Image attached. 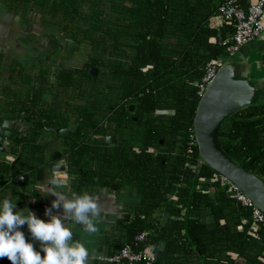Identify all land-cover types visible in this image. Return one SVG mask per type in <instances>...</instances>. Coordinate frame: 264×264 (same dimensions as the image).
<instances>
[{
  "label": "trees",
  "instance_id": "16d2710c",
  "mask_svg": "<svg viewBox=\"0 0 264 264\" xmlns=\"http://www.w3.org/2000/svg\"><path fill=\"white\" fill-rule=\"evenodd\" d=\"M3 1L16 16L57 32L75 52H88L80 65L41 62L42 80L34 84L23 65L0 55V115L25 123L8 148L15 166L0 157L6 181L0 201L37 199V181L18 180L47 167L45 123L58 129L78 123L66 137L53 133L55 150L76 175L71 190L94 195L116 184L118 194H129L123 207L130 219L106 229L100 253L113 256L128 245L156 257L88 264H262L264 226L252 229V209L200 161L197 144L190 145L199 84L210 63L228 59L236 31L220 18L227 0ZM107 135L116 142L107 143ZM220 138L235 161L264 179V103L230 117Z\"/></svg>",
  "mask_w": 264,
  "mask_h": 264
},
{
  "label": "water",
  "instance_id": "95a60500",
  "mask_svg": "<svg viewBox=\"0 0 264 264\" xmlns=\"http://www.w3.org/2000/svg\"><path fill=\"white\" fill-rule=\"evenodd\" d=\"M257 65L259 69H262L264 59L261 58ZM254 67L253 63L244 59L229 60L223 64L201 96L193 126L200 161L210 167L216 174L233 183L264 213V179L235 161L225 151L220 138L221 130L230 117L244 108L264 103V78L252 76ZM89 72L93 75L98 74V70L95 68H90ZM160 113L171 114L170 111ZM45 127L65 137L70 131L76 130L77 124L61 130L48 123H45ZM17 135L18 129L13 121L0 115V153L5 154L9 151L10 142ZM106 142L113 144L116 142V137L108 135ZM59 157L60 153H55L53 161H56ZM16 161L12 162V166H15ZM65 171L66 167L64 165L52 164L48 169V182L55 177L56 173ZM30 177L29 174L23 175L20 176L18 181L24 184L30 180ZM35 180L40 183L44 182L45 169L36 171ZM5 183L6 181L1 177L0 185ZM112 189H118V185H113ZM169 218L170 215L165 214L162 221V230L165 229ZM122 219L127 222L130 215L124 214ZM164 247L165 244L161 241L159 250L164 249Z\"/></svg>",
  "mask_w": 264,
  "mask_h": 264
},
{
  "label": "clouds",
  "instance_id": "9594fccd",
  "mask_svg": "<svg viewBox=\"0 0 264 264\" xmlns=\"http://www.w3.org/2000/svg\"><path fill=\"white\" fill-rule=\"evenodd\" d=\"M44 191L55 197L51 207L45 209L47 221L27 207L16 209L19 198L9 196L0 201V258L6 257L11 264H88L89 250L82 240L74 238L71 225H82L89 235L97 233L101 201L88 192L72 191L68 183L56 177L50 179ZM61 208V214H54L53 209ZM24 225L32 239L39 242L43 257L20 230Z\"/></svg>",
  "mask_w": 264,
  "mask_h": 264
},
{
  "label": "crops",
  "instance_id": "0c3cea01",
  "mask_svg": "<svg viewBox=\"0 0 264 264\" xmlns=\"http://www.w3.org/2000/svg\"><path fill=\"white\" fill-rule=\"evenodd\" d=\"M28 21L16 16L14 12L8 9L6 3L3 0H0V55L3 56L5 62L16 61L19 64L23 65L27 73V82L34 84L36 81L35 77H40L39 74L40 66L38 61L35 60L34 52L31 53L30 47L32 46L33 38L25 37L24 29ZM255 43L261 45L264 50V37L257 40ZM264 53V52H263ZM262 53V54H263ZM261 54V56H262ZM263 67V66H262ZM264 68V67H263ZM262 68V69H263ZM19 124L20 126H18ZM25 123H15L18 130H21L22 125ZM6 156L8 159L12 160L13 158L9 155V151L5 154L0 153V157ZM59 177V174L56 175V178ZM35 180V173L31 174L30 179ZM30 181V180H29ZM48 183V173L45 174L44 182H37L35 184L37 190V199H29L28 204L26 205H17L16 209H28L34 211L38 218L47 221L48 217L45 216V209L51 207L52 201L55 199L52 195H45V185ZM6 184V183H5ZM117 190L113 189H98L93 195L98 197L102 204V211L98 217L97 227L99 231L95 234L89 235L83 231L82 225H71L74 232V238L82 240L89 250L90 256L89 259H97L102 254L100 253L103 237L106 229L112 225L117 219L123 217L124 214V204L128 203L129 194L127 191L122 194H118ZM32 204V205H31ZM15 211V209H14ZM54 214H61L62 208L57 210L53 209ZM20 230L25 234L27 241L32 242L37 251L41 252L43 257L44 253L40 248V244L37 241L32 239V236L28 230L27 225H24ZM0 264H11L6 257L0 258Z\"/></svg>",
  "mask_w": 264,
  "mask_h": 264
},
{
  "label": "built area",
  "instance_id": "2783aa9c",
  "mask_svg": "<svg viewBox=\"0 0 264 264\" xmlns=\"http://www.w3.org/2000/svg\"><path fill=\"white\" fill-rule=\"evenodd\" d=\"M219 12L220 18L235 24L236 31L227 48L229 57L237 54L244 46L264 37V0H227L219 8ZM225 63V60H217L208 65L207 73L199 84L201 96L205 93L208 85L215 78L220 67ZM195 144H197L196 140L195 143L194 141L190 143L191 146H194ZM57 174H59L58 179L63 180L68 184L76 179V175L68 173L67 170ZM220 177L222 178L223 187L227 188L244 207L252 209V229L256 230L261 226H264V213L259 210L233 183L222 176ZM145 237L146 234H142L138 237V241L144 240ZM97 259L107 263H122L124 261L136 262L142 259H148L151 262H155L156 257L155 254L147 255L132 252L131 247L127 245L113 256L101 255ZM260 259L262 264H264V253Z\"/></svg>",
  "mask_w": 264,
  "mask_h": 264
},
{
  "label": "rangeland",
  "instance_id": "374dc122",
  "mask_svg": "<svg viewBox=\"0 0 264 264\" xmlns=\"http://www.w3.org/2000/svg\"><path fill=\"white\" fill-rule=\"evenodd\" d=\"M31 34L34 35V36L32 35L34 38L31 36ZM24 35L26 38L30 36L34 39L35 43L34 45L32 44L30 49H31V53L34 52L35 62L39 60L40 61L43 60V61H49L50 65L52 64H59L65 66L80 65L81 64L80 62H83L85 60V54L88 52L85 48H82V51L80 50L75 52L74 47L70 46L69 44L65 45L63 43L64 41L61 42L62 37H59L57 32H54L53 30L42 29L36 24L35 26L31 25V23L29 24V22L26 23L24 29ZM50 37L52 39H50ZM65 46L67 48V51L63 50V47ZM263 52L264 50L262 46L253 42L244 46L237 54L233 55L232 57H229L225 61L228 62L229 60H239V59L249 60V62L253 63L255 66L253 68L252 76L259 78L260 76H264V70L259 69L257 65V62L261 60L260 56ZM70 57L73 59H70ZM38 79L42 80V77H38V78L35 77L34 80L37 81ZM43 80H45V77L43 78ZM17 125L20 126L19 124Z\"/></svg>",
  "mask_w": 264,
  "mask_h": 264
},
{
  "label": "flooded vegetation",
  "instance_id": "af4514ba",
  "mask_svg": "<svg viewBox=\"0 0 264 264\" xmlns=\"http://www.w3.org/2000/svg\"><path fill=\"white\" fill-rule=\"evenodd\" d=\"M29 22V24L31 23V25H34L35 26V24L36 23H34L33 21H28ZM50 39H52L51 37H50ZM70 40V39H69ZM70 42H74L73 40H70ZM39 63V66H40V69H41V66H44L43 65V63H41V62H45V63H47V64H49L50 62L49 61H43V60H39L38 61ZM14 123V122H13ZM75 124H77V128H76V130H73V131H70L69 132V134L68 135H70L71 133H74V132H77L78 131V129H79V125H78V123H75ZM75 124H72L71 126H73V125H75ZM14 125H15V123H14ZM52 126V125H51ZM71 126H69V127H71ZM54 127V126H53ZM68 127V128H69ZM17 128V127H16ZM46 128V127H45ZM56 128V127H55ZM58 129V128H57ZM46 135H47V138H48V140H49V142H50V145H51V147L49 148V153H48V158H47V167L46 168H44L45 169V174L46 173H48V169H49V167L52 165V164H56V163H58V164H61V165H64L65 167H66V170L68 171V168H69V166L67 165V162L65 161V159L63 158V153L61 152V151H56L55 150V140H54V135H53V133H56V132H53V131H50V130H48L47 128H46ZM59 130H61V129H59ZM20 130H18V132H19ZM58 133V132H57ZM59 134V133H58ZM60 135V134H59ZM67 135V136H68ZM108 136V135H107ZM66 137V136H65ZM55 153H60V157L59 158H57V160L56 161H53V155L55 154ZM13 161H14V159H13ZM36 171H38V170H36ZM36 171H33V173H36ZM56 175H57V173L55 174V177H56ZM69 184H70V182H69Z\"/></svg>",
  "mask_w": 264,
  "mask_h": 264
}]
</instances>
